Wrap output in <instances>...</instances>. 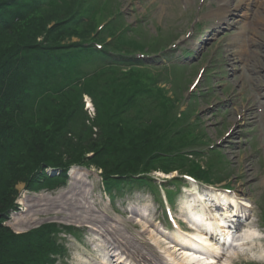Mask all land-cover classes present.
Returning a JSON list of instances; mask_svg holds the SVG:
<instances>
[{"label": "trees", "instance_id": "obj_1", "mask_svg": "<svg viewBox=\"0 0 264 264\" xmlns=\"http://www.w3.org/2000/svg\"><path fill=\"white\" fill-rule=\"evenodd\" d=\"M106 7L101 0H0V264H56L67 252L59 233L76 234L55 224L24 234L7 227L19 184L53 189L72 167L95 166L112 194L154 171H185V158L174 154L184 146L183 131H174L180 119L162 87L168 76L129 57L136 47L126 42L131 28L117 37L122 15L93 37ZM85 9L92 11L83 20ZM75 37L80 43L69 45ZM94 38L115 40L85 49ZM84 95L95 105L93 120ZM199 171L185 172L200 178Z\"/></svg>", "mask_w": 264, "mask_h": 264}, {"label": "rangeland", "instance_id": "obj_2", "mask_svg": "<svg viewBox=\"0 0 264 264\" xmlns=\"http://www.w3.org/2000/svg\"><path fill=\"white\" fill-rule=\"evenodd\" d=\"M91 2L94 6L97 0ZM219 4V0H118V3L109 5V9L106 7L104 12L100 11L99 16H103L102 22H108L115 18L118 12L124 13L116 26L119 27L118 31L126 26H133L125 37L126 42L135 46L136 49L133 48L136 52L144 50L145 53L155 54L168 49L172 54L159 61L164 64L169 62L171 65L180 64L177 56L182 55L184 49L194 43L189 42V35L195 28L193 38L198 44L197 51L188 57L184 56L187 63L181 64L187 65L188 69L185 71L183 67L175 66L177 78L174 83L165 86L173 102L174 113L175 108H178L177 115L185 113V119L180 121L174 130L177 132L180 128L187 129L182 133L184 146L174 154L177 158L185 157V160L190 161L188 155L194 148L205 153V157L211 152L208 160L204 155L198 160L192 159L202 166V172L209 169L208 165L212 166L211 176H220V180L216 177L214 184L217 185L213 188L193 182L173 187L172 190L178 192L172 199V210L176 216L182 218L186 216L183 205L196 202V198L185 194L183 187L187 186L194 188L193 192H198L200 198L206 200L209 211L207 216L212 215V193H216L218 185L222 187L226 183L231 184L244 205L250 208L253 204L252 210L246 209L255 225L249 234L260 236L264 244V228L261 225L258 205L264 200V23L254 22L251 23V28H248L246 21L242 20L244 14L239 12L233 25L212 33V28L217 25V18L210 14ZM91 11L87 13L85 9L83 20ZM262 17L264 19V15ZM196 22L202 27L196 29ZM77 42L79 38L75 37L69 45ZM66 43L63 42V46H66ZM176 46H180L179 52L175 50ZM202 68H206V71L201 75L197 87L191 90V85ZM85 99L84 103L90 102ZM95 113L91 104L89 115L92 119ZM192 114L198 119L194 118L197 120L191 124ZM229 133L235 136L226 137ZM200 136L205 139L207 147L191 145L193 139L198 141L195 138ZM212 147L215 148L211 150ZM189 161L186 160L184 169H189ZM216 163L225 164L221 166L222 171ZM58 174L60 172H50L49 175L56 177ZM100 174L101 171L95 166L76 168L70 172L66 185L62 186L57 181L53 189L47 190H29L27 185L19 184L16 209L9 216L6 226L19 234L53 224L61 230L66 227L83 228L86 237L83 241L66 238L59 233L58 239L65 244L67 250L62 258L63 264H100L97 253L110 256L113 252L107 249V245L116 241L129 249L133 255L147 257L154 264L155 261L161 260L157 259V254L152 253L154 248H158L157 252L165 254L167 251L162 245L158 247L159 242L152 233L150 234L153 228V234H157L166 242H172L176 237L183 240L186 238V233L170 227L166 215L163 214V211H166L161 209L158 199L162 197L163 202L165 201L164 191L161 190L156 198V195L146 190L130 187L126 189L125 198L118 200L116 206H112L102 189ZM155 175L159 186L167 179L162 174ZM176 175L177 173H174L168 179ZM205 189L213 191L205 192ZM21 200L25 202V206L21 205ZM198 207L204 210L202 204ZM89 219L97 221L92 227L104 234L102 240L100 235L97 237L91 232L89 225L80 223L81 220ZM136 222L143 227L136 226ZM106 230L110 232L104 233ZM253 244L256 247H251L250 243L246 244V247L242 248L245 253L239 254L232 264H264V261L252 259L253 255L264 254V248H257L259 242Z\"/></svg>", "mask_w": 264, "mask_h": 264}, {"label": "bare ground", "instance_id": "obj_3", "mask_svg": "<svg viewBox=\"0 0 264 264\" xmlns=\"http://www.w3.org/2000/svg\"><path fill=\"white\" fill-rule=\"evenodd\" d=\"M221 2H222V4L219 6V10L216 11L215 14L218 13L220 16H222V20L227 22L228 24L230 23V20H229V17L227 16V14H230V11H231V9H229V7H234L236 9V11L243 10V12H245V16L246 17L249 15V10H250V8L253 5L258 6L259 10L264 11V5H259V1L258 0H244L243 3H240V4H236L235 2H228V0H221ZM255 13H257L256 22L257 23H263L262 22L263 20L259 19L260 18V12L256 11ZM220 22H221V17H220ZM253 115H254V113H253ZM234 136H235L234 134L231 135L232 138ZM20 202H21V205L25 206V202H23V200H21ZM214 202L216 203L215 206H214L215 210L224 212V215H221L222 217L218 219L219 223H222L225 226H227L228 225L227 222H230L231 225L238 226V227L241 224H244L243 227L241 226L242 230L238 231V233H239L238 241L239 240L240 241L241 240H246V241H248L250 243V245H253V243H255V242H259V245L257 246V248L258 249L264 248V244L262 242H260L259 239L255 238V237H253L252 235L249 234V232L255 227V225L250 221V219L248 218L247 215H244L245 219H246V222L242 223L241 220L244 221V219L242 217L243 214H244L243 209H241L239 206L234 205V204L232 206L230 204L231 200L228 197H222L221 200H217V201L215 200ZM222 203H224L226 205V207L228 208L227 210L221 209L220 204H222ZM230 218H233V219H230ZM227 219H230V221H227ZM234 219H236L237 221L234 222ZM83 221L84 220H81L80 223L81 224L84 223V224L89 225L91 229H93V227H92L93 224L95 222H97V221L92 220V219L85 220L84 222ZM215 229H216V227H215ZM154 230L155 229L153 228L152 233H154ZM222 230L226 231L227 229L223 228ZM217 237H220V235H217ZM110 247L113 248V250L118 251L120 254L122 253V254H124L126 256L130 254V252L127 249H125L124 246L118 241H116V248L113 245H110ZM172 247L176 249L175 250L176 252L179 250V247H177V246H172ZM101 250L104 251L103 248H101ZM254 250H255V248L252 249V251H254ZM105 251L108 252V250H105ZM182 255H183V258H185V262L195 261L198 258L197 256H195L194 254H191V253H189V254L188 253H183ZM230 257L231 258L229 259L228 262H230L232 264L234 262V260L238 258V252L235 251L233 256H230ZM130 258L133 259V260H135V259L137 260V259L141 258L142 261L145 264H153L150 260H147L142 255H133V256H130ZM252 259L253 260H259V262H263L264 261V254L259 255V256L253 255ZM202 260H203L202 261L203 264H209V261H210L209 259H208V261H206V259L202 258ZM120 263H121V261H120ZM160 264H163V263H160Z\"/></svg>", "mask_w": 264, "mask_h": 264}]
</instances>
